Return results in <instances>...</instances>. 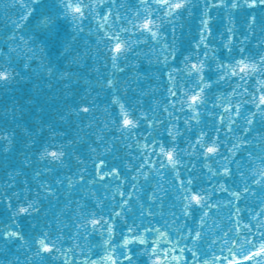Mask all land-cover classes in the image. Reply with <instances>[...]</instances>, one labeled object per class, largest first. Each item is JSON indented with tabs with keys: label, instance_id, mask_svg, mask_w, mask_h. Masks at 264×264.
<instances>
[{
	"label": "snow or ice",
	"instance_id": "1",
	"mask_svg": "<svg viewBox=\"0 0 264 264\" xmlns=\"http://www.w3.org/2000/svg\"><path fill=\"white\" fill-rule=\"evenodd\" d=\"M10 2L18 12L15 18L7 21L11 27L6 24L0 33L4 45L0 48V86L10 84L19 76L12 59L17 49L31 44L43 53L50 43L59 41L66 51L69 50L68 36L61 38L69 18L77 33L85 31V21L95 20L101 37L97 44L101 41L104 44V54L100 57L102 66L111 63L113 69L123 71L119 67L121 58L127 61L135 48L149 39L162 42L165 62L169 57L175 62L177 27L183 28L186 17H198V40L191 50H186L179 67L168 66L169 88L163 111L145 110L139 101L133 103L119 96L112 97L118 111L110 122L117 126L121 136L124 133L132 135L145 127L143 144L140 140L135 143L147 151L141 154L142 159H138L137 164L129 165L132 170L142 175L145 183L153 178V170L159 176L165 174L164 170L172 173V183L176 184L179 194H172L167 218L164 209L168 192L153 187L151 192L141 193L135 175L130 188L128 177L123 176V187L117 185L116 193L111 197L107 190L105 192V200L112 202L111 209H106L105 200L98 197L94 210L79 201L74 204L65 200V206L77 218L76 221L69 218L77 230V238L82 232L96 229L102 237L107 236L99 245L102 255L91 259L83 254L84 249L78 244L62 252L43 230L33 238L35 249L29 246L28 251L34 256L47 254L56 259L59 253L63 264H76L75 260L69 261V253L75 256L76 251L81 253L82 264H140L141 259L144 264H264V0ZM213 10L224 12L222 31L211 15ZM241 11L246 13L243 31L238 29L235 15ZM88 31L91 32V28ZM75 39L76 35L72 34V40ZM217 39L221 42L219 50ZM251 40L255 41L254 45L248 43ZM100 53L101 49L97 47V56ZM94 70L99 72V66ZM46 71L54 75L53 67L49 66ZM71 75V72H63L60 78L70 80ZM101 79L105 87H117L114 77ZM225 84L227 88L221 91ZM79 110L87 113L90 107L85 105ZM3 111L5 117L11 112L15 118V105L12 109L4 106ZM165 114L167 120L163 119ZM181 120L183 128L180 127ZM193 127L198 129L197 134L194 139H185L186 146L181 148L180 137L191 132ZM161 128L167 132V137ZM14 136L15 133L6 126L0 127V154L10 151ZM97 140L102 137L98 136ZM249 148L258 150L259 155L254 156ZM89 150L96 151L95 148ZM65 156L63 145L53 142L39 153V158L49 164L54 161L62 164ZM80 163L84 164V161ZM147 165L151 167L146 168ZM93 167L97 175L91 180L84 174L85 167L79 169L76 175L80 183L93 184L97 178L103 182L107 177L121 180L122 169L106 164L104 159L97 157ZM142 169L146 170L142 172ZM8 175L12 177V173ZM35 175L40 176V172ZM12 183H15L14 179ZM55 183L63 185L64 180L57 177ZM68 184L72 185L71 179ZM39 187L44 194L57 196L47 182ZM224 193L229 197L218 198ZM248 197H253L252 206H247ZM3 201L13 218L41 211L38 198L21 200L17 193L6 190L0 193V202ZM14 201L18 204L15 210ZM241 203L246 206L242 208ZM157 215L162 223L155 222ZM11 222L18 223L16 219ZM0 237L6 243L17 241L21 247L28 243L22 230L10 226L0 231ZM225 248L227 255H224ZM210 252L212 258H204ZM19 261L20 257L16 256L15 262L8 261V264H19Z\"/></svg>",
	"mask_w": 264,
	"mask_h": 264
},
{
	"label": "water",
	"instance_id": "2",
	"mask_svg": "<svg viewBox=\"0 0 264 264\" xmlns=\"http://www.w3.org/2000/svg\"><path fill=\"white\" fill-rule=\"evenodd\" d=\"M17 12L18 8L13 7L10 0H0V33L6 24L7 27H11L7 21L15 18ZM211 15L215 18L216 26L222 31L225 24L224 12L213 10ZM235 15L237 27L243 31L246 13L241 11ZM197 24V16L186 17L183 28L177 27L175 62L171 57L165 62L166 52L162 49V42L149 39L136 47L127 61L121 58L119 67L123 68V71L113 69L111 63H108L107 67L102 66L103 61L100 57L104 54V44L102 41L97 44V40L101 37L97 33L95 20L91 23L85 21V31L77 33L69 18L66 31H61V38L68 36L70 41V48L67 51L59 41L50 43L44 48L43 53L31 44L16 50L12 59L19 76L10 84L0 86V127L6 126L9 131L15 133L14 144L10 151L0 154V193L6 190L17 193L21 200L25 197L38 198L41 211L13 218L7 209L6 201L0 202V231H3L5 226L22 230L28 241L21 247L17 241L6 243L4 238L0 237V264H8V261L15 262L16 256L20 257L19 264H63V257H60L59 253L56 254L59 257L56 259L47 254L34 256L28 251L29 246L35 249L33 238L42 230L49 233L51 240L57 243V247L62 252L78 244L84 249L83 254L89 255L91 259L102 255L99 245L107 236L102 237L99 229H96L82 232L77 238V230L69 219L76 221L77 218L75 213L65 206V200H71L74 204L79 201L94 210L95 198L105 200L106 190L108 197H111L116 193L117 185L124 186L123 176L128 177L127 183L130 188L132 177L135 175V183L141 189V193L151 192L153 187H159L168 192L164 209L165 218H167L168 207L173 202L172 194H179L176 191V184L172 183V173L164 170L165 174L159 176L153 170V178L149 183H145L144 177L132 170L129 165L137 164L138 159H142L141 154H146L147 151L143 147H137L135 143L136 140H140L143 144L142 134L145 133V127H140L132 135L124 133L121 136L117 126L110 122L118 111V106L112 103V97L119 96L122 100H130L133 103L139 101L145 110L156 108L163 111L162 105L166 103L168 97V66L179 67L186 50H191V46L198 40ZM88 28H91V32ZM72 34L76 35L75 40H72ZM171 38L169 34V40ZM248 43L254 45L255 41L251 40ZM37 44L39 45L40 42L37 41ZM216 45L219 50L221 42L218 39ZM3 47L2 39H0V48ZM97 47L101 49L100 56L96 54ZM25 64L29 67H24ZM49 66L53 67L54 75H49L46 71ZM97 66H99V72L94 70ZM63 72L72 73L70 80L60 78ZM101 77H114L117 87L115 89L105 87ZM226 88L225 84L220 90L224 91ZM14 105L15 118L13 119L11 112L5 117L4 106L12 109ZM85 105L90 107L87 113L79 110ZM163 119L167 120V114ZM183 126V120H181L180 127L183 128ZM160 131L164 137H167V132L163 128ZM197 132L196 127H193L191 132H185L180 137V147L184 148L185 139H194ZM98 136L102 137V140H97ZM222 138H224L223 134ZM69 141L71 143H68ZM50 142L63 145L66 156L62 164L55 161L49 164L47 160L39 158L43 147ZM90 148H95L96 151L91 152ZM106 148L111 151H106ZM249 150L253 151L254 156L259 155L258 150L253 148ZM97 157L104 159L106 164L112 167L121 168V180L107 177L103 182L97 178L93 184L80 183L76 174L81 167L87 169L84 174L88 180L97 175L93 167ZM184 159L187 161V157ZM80 161H84V164ZM256 163L259 161L257 160ZM150 167L151 165L146 166V168ZM46 168L50 171H45ZM37 171L40 172V176L35 175ZM8 173H12L11 178ZM57 177L64 180L63 185L55 183ZM69 179L72 180L71 186L68 184ZM45 182L56 191V197L43 193L39 185ZM9 185L11 187H8ZM141 193H135V195H141ZM228 197V193L218 196L221 199ZM247 199V206H252L253 197ZM105 205L106 209L112 208L110 199L105 200ZM245 206L241 203L242 208ZM16 207L18 204L14 201L13 210ZM104 214L107 215V211ZM12 219H16L18 223H12ZM155 222H163L160 215L156 216ZM211 223L212 221H209V224ZM215 254L220 255L218 251ZM224 255H227L226 248ZM204 258L211 259V252ZM72 260H75L76 264H82L81 253L76 251L75 256L69 253V261ZM140 264H144L143 259L140 260Z\"/></svg>",
	"mask_w": 264,
	"mask_h": 264
}]
</instances>
